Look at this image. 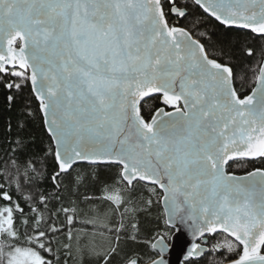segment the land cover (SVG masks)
<instances>
[{"label": "snow or ice", "instance_id": "obj_1", "mask_svg": "<svg viewBox=\"0 0 264 264\" xmlns=\"http://www.w3.org/2000/svg\"><path fill=\"white\" fill-rule=\"evenodd\" d=\"M0 91V264H264V0H0Z\"/></svg>", "mask_w": 264, "mask_h": 264}, {"label": "trees", "instance_id": "obj_2", "mask_svg": "<svg viewBox=\"0 0 264 264\" xmlns=\"http://www.w3.org/2000/svg\"><path fill=\"white\" fill-rule=\"evenodd\" d=\"M7 116H8V113L6 111V101H5L4 93L0 91V126L3 125ZM252 167H262V165H260L259 163H256L255 165L249 164V165H245L244 169L234 168L233 170L236 171L237 174H243L245 170H251ZM148 227H150V225Z\"/></svg>", "mask_w": 264, "mask_h": 264}, {"label": "water", "instance_id": "obj_3", "mask_svg": "<svg viewBox=\"0 0 264 264\" xmlns=\"http://www.w3.org/2000/svg\"><path fill=\"white\" fill-rule=\"evenodd\" d=\"M240 175H242V174H240ZM182 239L186 240L188 238H187V236H185ZM168 258H169L171 264H179V260L182 259V256H180L179 248H177L175 252L171 253Z\"/></svg>", "mask_w": 264, "mask_h": 264}]
</instances>
